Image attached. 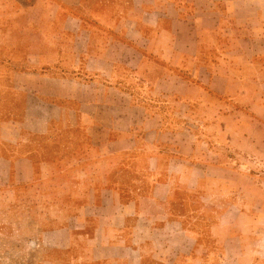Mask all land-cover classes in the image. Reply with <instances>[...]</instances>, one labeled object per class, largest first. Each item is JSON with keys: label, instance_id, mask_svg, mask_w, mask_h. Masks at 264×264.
<instances>
[{"label": "crops", "instance_id": "0c3cea01", "mask_svg": "<svg viewBox=\"0 0 264 264\" xmlns=\"http://www.w3.org/2000/svg\"><path fill=\"white\" fill-rule=\"evenodd\" d=\"M37 192L41 264H264V0H0L1 213Z\"/></svg>", "mask_w": 264, "mask_h": 264}, {"label": "rangeland", "instance_id": "374dc122", "mask_svg": "<svg viewBox=\"0 0 264 264\" xmlns=\"http://www.w3.org/2000/svg\"><path fill=\"white\" fill-rule=\"evenodd\" d=\"M23 196L26 206L23 203L11 210L6 208L5 214L0 208V264H41L45 251L40 246L44 245L45 233L63 226L61 212H67L68 208L49 207L45 203L40 205L45 199L43 193ZM31 200L37 205L30 207Z\"/></svg>", "mask_w": 264, "mask_h": 264}]
</instances>
